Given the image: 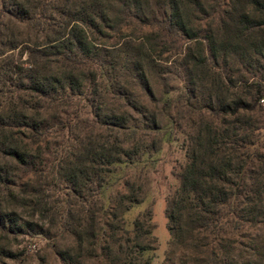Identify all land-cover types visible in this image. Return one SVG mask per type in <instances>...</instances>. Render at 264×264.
Segmentation results:
<instances>
[{
	"label": "trees",
	"instance_id": "obj_1",
	"mask_svg": "<svg viewBox=\"0 0 264 264\" xmlns=\"http://www.w3.org/2000/svg\"><path fill=\"white\" fill-rule=\"evenodd\" d=\"M129 50L151 102L145 65L181 57L188 80L162 106L193 123L164 200L161 264H264V0H0L1 236L48 225L60 264H153L150 211L124 220L140 186L106 197L133 148L100 83L108 55Z\"/></svg>",
	"mask_w": 264,
	"mask_h": 264
},
{
	"label": "rangeland",
	"instance_id": "obj_2",
	"mask_svg": "<svg viewBox=\"0 0 264 264\" xmlns=\"http://www.w3.org/2000/svg\"><path fill=\"white\" fill-rule=\"evenodd\" d=\"M200 24L204 27V20ZM138 27L140 28L139 25ZM138 27H132L130 32L139 33ZM142 30L143 33L151 32L148 28ZM126 42L128 41L124 43ZM139 43L141 42L134 39L129 40L130 47L139 45ZM132 53L133 51L129 50L121 57L115 54L108 55L110 58L107 59L105 65V76L100 83L104 106L123 113L126 118V129L121 132L118 141L124 142L127 148H133V159L117 170L119 172L114 179L113 186L107 190L106 197L108 201H111L122 192L124 180L129 179L140 186L141 203L124 215V220L126 225H129L137 215L147 210L150 211L152 234L155 238V250L150 255L153 264H161L170 240L166 230L164 200L177 185L175 172L179 171L184 163V152L181 149L184 136L182 133L184 131L187 134L188 128L193 123L180 107L164 112L162 106L166 101H173L174 89L187 85L188 80L186 68L181 64V57L171 60L169 64L162 62L156 66L145 65L142 71L154 94L156 102L153 103L145 95L139 82L131 77V73L135 70L132 62H126V60H131ZM188 66L191 67V63ZM261 75L258 73L250 81L261 79ZM240 90L241 88L237 87L234 93H240ZM124 91L133 95L132 105L115 97L116 92ZM133 106L142 114L131 108ZM177 110L185 115L183 119H178ZM149 117L151 120H148ZM151 121L156 122L157 125L153 126ZM86 125L87 123L83 124L80 130L83 131ZM103 131L101 130V135L107 136ZM82 135L83 132L79 134L80 137ZM18 211L27 220V213L21 208H18ZM47 229L48 225L43 227L40 235H35L33 232L17 237L15 240L11 238L5 240L0 234V264H60L51 248L53 234L48 233Z\"/></svg>",
	"mask_w": 264,
	"mask_h": 264
},
{
	"label": "built area",
	"instance_id": "obj_3",
	"mask_svg": "<svg viewBox=\"0 0 264 264\" xmlns=\"http://www.w3.org/2000/svg\"><path fill=\"white\" fill-rule=\"evenodd\" d=\"M259 103H260L261 106L264 107V99H261Z\"/></svg>",
	"mask_w": 264,
	"mask_h": 264
}]
</instances>
